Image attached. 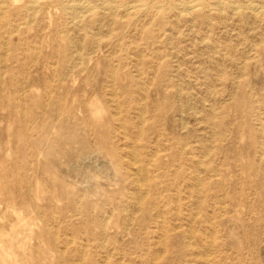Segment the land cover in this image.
<instances>
[{
    "label": "rangeland",
    "instance_id": "1",
    "mask_svg": "<svg viewBox=\"0 0 264 264\" xmlns=\"http://www.w3.org/2000/svg\"><path fill=\"white\" fill-rule=\"evenodd\" d=\"M0 264H264V0H0Z\"/></svg>",
    "mask_w": 264,
    "mask_h": 264
},
{
    "label": "bare ground",
    "instance_id": "2",
    "mask_svg": "<svg viewBox=\"0 0 264 264\" xmlns=\"http://www.w3.org/2000/svg\"><path fill=\"white\" fill-rule=\"evenodd\" d=\"M219 4V3H218ZM234 5V4H233ZM28 6V5H27ZM26 6V7H27ZM70 6V5H69ZM198 6V5H197ZM201 6V5H199ZM256 6V5H255ZM68 7V6H67ZM126 7V6H125ZM206 7V5H205ZM30 10H34V9H37L36 6L34 5H30L29 6ZM41 8V7H40ZM82 6H79V5H72L70 7H68L69 10H72V11H80L82 10ZM84 8H86L84 6ZM134 6H129L127 8L128 12L133 9ZM187 8L189 9V11L191 9L194 8V6H192V4L190 6H187ZM214 8V7H213ZM3 9V8H1ZM88 9V8H87ZM86 9V11H88ZM105 9H108L107 7ZM112 9V8H111ZM140 9V8H139ZM148 9V8H147ZM183 9V8H182ZM185 9V8H184ZM253 9V8H252ZM256 9V8H255ZM254 9V10H255ZM260 9V8H259ZM262 9V8H261ZM109 10V9H108ZM117 10V9H116ZM126 10V8H125ZM187 10V9H186ZM257 10V9H256ZM255 10V11H256ZM36 12V11H35ZM132 12V11H130ZM79 13V12H78ZM186 126V125H185ZM74 147V146H73ZM72 147V153H71V156L69 157V160L66 162V171L67 172V175H70L71 177L70 178H76V177H80L79 179V182H85V178L86 179H89V180H92L93 178H95L96 174L98 173V171H106L107 172V167L105 165H102L103 167L100 168V166H98V168H100L97 173H96V169H93L94 166H96V164L98 165V163L96 162V160L94 159V154H96L97 152L95 151H92L88 146H84V145H81L80 147H78V149H76L74 151V148ZM98 154V153H97ZM99 155V154H98ZM96 156V155H95ZM135 158V157H134ZM104 162V161H103ZM135 162V161H134ZM137 162V161H136ZM135 162V163H136ZM108 163V162H106ZM95 164V165H94ZM90 166V168L92 169L91 171H87V168ZM95 168V167H94ZM97 168V167H96ZM136 172V171H135ZM108 173V172H107ZM83 174L85 175V177L83 176ZM111 174V173H110ZM109 174V175H110ZM136 174H139L140 175V170L138 172H136ZM84 178H83V177ZM83 178V180L81 181V179ZM73 179V180H74ZM88 182V180H87ZM142 199V198H141ZM82 261V260H81Z\"/></svg>",
    "mask_w": 264,
    "mask_h": 264
}]
</instances>
